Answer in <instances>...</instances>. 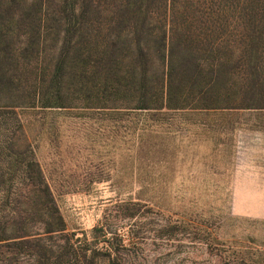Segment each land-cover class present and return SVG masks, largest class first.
<instances>
[{
	"label": "trees",
	"instance_id": "16d2710c",
	"mask_svg": "<svg viewBox=\"0 0 264 264\" xmlns=\"http://www.w3.org/2000/svg\"><path fill=\"white\" fill-rule=\"evenodd\" d=\"M36 109L264 112V0H0V264H147L109 217L68 232L18 113Z\"/></svg>",
	"mask_w": 264,
	"mask_h": 264
},
{
	"label": "rangeland",
	"instance_id": "374dc122",
	"mask_svg": "<svg viewBox=\"0 0 264 264\" xmlns=\"http://www.w3.org/2000/svg\"><path fill=\"white\" fill-rule=\"evenodd\" d=\"M18 113L68 232L109 217L147 264H217L216 246L264 245V112ZM130 203L149 209L124 218Z\"/></svg>",
	"mask_w": 264,
	"mask_h": 264
},
{
	"label": "crops",
	"instance_id": "0c3cea01",
	"mask_svg": "<svg viewBox=\"0 0 264 264\" xmlns=\"http://www.w3.org/2000/svg\"><path fill=\"white\" fill-rule=\"evenodd\" d=\"M237 132H239V131L237 130ZM256 138H258V136H256ZM260 140L264 142V138L263 137L262 138H259V140L257 142H259ZM242 142H243V139L242 138L240 139V137L236 136L235 143L237 144V146H239L238 148H241L240 147V144L243 145ZM238 158L241 160V157H238ZM234 166H235V168H243L244 167V164L238 163V161H237V163Z\"/></svg>",
	"mask_w": 264,
	"mask_h": 264
}]
</instances>
